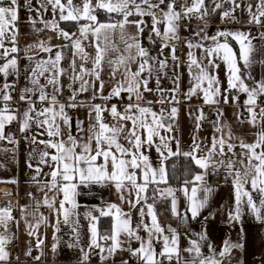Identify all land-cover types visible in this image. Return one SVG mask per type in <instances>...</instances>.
Returning <instances> with one entry per match:
<instances>
[{
  "label": "snow or ice",
  "instance_id": "snow-or-ice-1",
  "mask_svg": "<svg viewBox=\"0 0 264 264\" xmlns=\"http://www.w3.org/2000/svg\"><path fill=\"white\" fill-rule=\"evenodd\" d=\"M29 10L31 11V0H27ZM176 0H159L155 3L154 0H81L80 4H74L73 0H43L42 7L47 9L50 5L52 13L55 16L59 13V21H73L79 24L81 20L86 23L80 24V36L73 39L75 33H69L59 27V22L55 19L40 20L44 25V29L56 31L64 39L71 41V47L75 49L73 53V60L71 67V80L73 83L79 84L78 88L72 89V94L69 96L67 104L61 103L58 95L62 91L59 78L65 74V70L60 66L63 59L62 51H56L54 58L49 57L47 60L41 59L36 61L35 67L31 70L29 81L31 87H25L20 95V100L26 102L27 107L18 112L10 106V101L13 99L9 89L14 88V84H9L7 78L10 75L17 73L18 60L15 55L19 52L17 43L18 29L16 22L19 19V4L18 0H0V59L5 62L0 64V75L5 78L3 88L0 89V140H8L10 143H17L10 135L5 134V128L8 124L16 121L19 117V131L26 133L33 126L39 129V135H46L47 139H37V135H32L30 141L34 145H42L41 149L33 148V156L38 158V166L35 171L37 176L42 171L39 165L47 166L51 169L46 175L50 176V181L45 182L41 186V190L53 192V196L49 197L45 192L42 201L43 206L48 207L56 213L57 219L54 225L55 230H60L59 226L62 222L72 228L75 233V239L79 240V222L75 217L79 215L77 209L79 204L77 196L80 195L78 189L80 187L88 188L92 185H113L120 194V200L123 202L125 197L123 193L128 191L131 195L135 193V199H129L127 203L130 208H136L137 205L146 204L145 207L138 209L140 213V223L133 227L131 220V213H125L123 209L115 204H107L104 207H97L89 209L84 213L85 219L88 220V232L90 241L89 249H99L103 254L107 252L109 256L113 255L117 250H123L122 235L127 237L129 247L126 249L132 256H136L142 264H163L164 260L171 262L173 258L180 262V248L179 237L175 229L168 226L165 234V228L162 227L158 221L157 214L154 211L152 204H147V190L151 184L167 183L166 169L164 161L174 155H183L190 158L195 165L202 171L197 173L191 183V196L189 199L188 211L191 212L192 218H196L200 211L207 204V196L203 199L197 198L198 187L203 185L205 192H211V187L204 185L205 177L208 175L209 169H215L218 165H223L231 170L234 178L235 190V208L229 212V221L239 222L243 214V205H246L251 214L255 216L258 221L264 222V108H260L259 113L256 111L257 97L264 96V81L260 82L253 88H249L245 84L242 74V66L248 67L252 63L251 53L254 51L248 34L240 31H218L216 35L208 37L204 35L202 39H211L213 45L204 47L202 44H193L187 41V47L202 48L207 59V63L196 58L192 51L188 52V72L190 76V84L188 92L185 94L188 99L192 96L202 93L205 104L218 103L216 97L220 95V81L212 70L220 67L217 61L222 62L227 69V90H237L247 94V112L249 114V123L253 127H258L256 138L254 142L247 143L243 139L239 142L241 149L240 156L242 159L233 160L231 158L225 160V149L228 153L237 155L234 149L237 145L231 142L232 133L229 130L227 135L224 134L223 127L218 123H214V128L219 136L214 135L211 140L210 147L206 149L201 147L197 137H193V144L190 151L181 152L179 142L176 143V151L171 147L173 137L164 135L162 133H170L173 129L172 120L176 117L178 109L172 107L170 113L166 116L164 110L158 113L150 107L151 101H146L141 104L138 101H144V92H150L152 89L148 87V78L144 76L147 72L148 76L152 74L151 61L154 57L149 55V52L141 46L138 35H130L124 39V30L126 25L133 23L136 26L137 33L143 32L141 25L144 23L142 19L130 21L129 17L136 15L139 17H152V31L158 37L165 40L178 39V21L181 17H190L197 14L199 18L209 14V9L205 5V0H188L181 5V11H176ZM233 9L231 11H224L223 17H229L235 8L240 7L236 0H231ZM161 9L162 19L157 18L154 9ZM220 3H215V8H220ZM166 9V10H165ZM104 10L109 14H118L122 19L115 23H100L97 19L96 12ZM250 23L261 24L264 18V0H259L256 12L251 11ZM30 22L36 32L44 29L35 28L36 19L30 17ZM165 24L163 33L157 27L159 24ZM119 29L121 31V38L124 39L125 47L123 53L113 59L110 52H120L114 45L111 47L107 41L109 39V32ZM203 29H201V32ZM92 35L96 39L95 55L91 56L85 51L83 40L88 39ZM200 35V33H197ZM264 36V34H262ZM223 37V42L220 38ZM231 37L239 44V55L228 43V38ZM5 41L12 44L11 48L5 47ZM103 41V43H102ZM247 41V43H246ZM167 43L164 47H168ZM31 47V46H30ZM36 47L43 52H52L51 46H46L44 41H40ZM172 59L176 60L175 46H172ZM79 56L82 61L77 65L75 57ZM10 57V58H9ZM32 60L33 57H28ZM91 62V67L86 64ZM138 62L135 71L130 68L133 62ZM166 61H158L159 68L166 67ZM107 64L111 68V76L115 78L119 73L121 79L116 82L111 92L107 97L108 100L113 97H121L122 93H127L129 103L121 112L116 105L111 108L94 104L91 105V113H95L94 122L89 126V134L82 142L71 131H69L67 139H63L61 125L71 128V118L66 112V108H76L83 106L82 102L78 103L76 97L79 93H84L93 89V98L96 96V82L99 81V90L104 88V82L101 80V71L104 65ZM195 68V71H193ZM44 77L46 83L41 84L40 78ZM179 77H176L174 83L176 87L172 90L173 93L179 90ZM51 86L52 91L48 92L47 88ZM71 87V85H70ZM143 90V91H142ZM157 90H159V79H157ZM37 96L41 107L37 109L36 100L32 97ZM233 99H236L235 97ZM171 103H178L175 95L169 101ZM224 102H228L227 96L224 97ZM158 103H165L161 98ZM149 105V106H146ZM110 112L113 118V123L105 121L103 113ZM223 115L222 112L217 113V117ZM203 109L199 110V115L196 117L197 130L200 127V122L203 120ZM82 122L77 121V128L83 131L81 127ZM155 147L156 152L160 156V166L153 167L150 158L146 155V151ZM204 152L203 155H200ZM221 159H216V157ZM241 165L242 167H237ZM29 167H32L29 164ZM33 180L39 183L37 177ZM15 183V180L10 181ZM188 183L187 181L185 182ZM251 186L252 191L259 192L261 199L259 204L254 201L251 192H249L245 185ZM187 196L188 189H183ZM172 197L171 211L173 215H178L176 207V198L173 189L167 188L161 192ZM5 195H10L6 193ZM31 195V193L29 194ZM60 197L57 205V197ZM41 201H35V210L39 211ZM26 211V209H22ZM98 213V215L94 214ZM35 215V213H34ZM148 216L151 219L150 224L144 221V217ZM101 217L111 218V227L108 232L101 234L98 224ZM14 218L12 216L11 206L0 207V228L5 231L0 232V264H6L9 259V253L6 251V245L9 243V237L5 234L8 230L9 222ZM187 219L186 215L184 217ZM207 219V218H205ZM47 223V217L42 214L36 218L35 225L28 224L30 229L29 235H34L35 230L39 229L41 224ZM147 233V239L139 235V230ZM54 239L56 237L54 236ZM139 242L138 248L131 247V241ZM206 240V235L201 233L199 240H190V246L184 249L185 252L191 255L190 260H185V264H223L225 257H230L233 249H242L243 244L225 241L222 250L217 253L213 245L209 244L210 255H204L202 252L201 241ZM104 241L105 244H101ZM111 242L108 244V242ZM154 241L162 243V249L159 253L156 252ZM43 243L37 237V247ZM107 245V246H105ZM56 244H53V251L56 250ZM78 246L69 244V247ZM83 253L82 264H86L89 259L88 254L81 249ZM26 255H31V249ZM159 256V259L157 258ZM101 255V260L106 259ZM40 259V257H36ZM127 264V262H125Z\"/></svg>",
  "mask_w": 264,
  "mask_h": 264
},
{
  "label": "crops",
  "instance_id": "crops-1",
  "mask_svg": "<svg viewBox=\"0 0 264 264\" xmlns=\"http://www.w3.org/2000/svg\"><path fill=\"white\" fill-rule=\"evenodd\" d=\"M66 2V0H65ZM158 3L159 0H154ZM171 2V0H167ZM179 3V8L176 11H181V5L185 0H176ZM175 2V3H176ZM43 0H31V8L29 10V5L27 0H18L20 6H26L27 10L23 12H18L19 19L16 22V28L18 29L17 43L19 52L15 55L18 60L17 73L10 75L7 78L9 84L17 85L19 88V98L22 90L25 87H31L29 77L31 76V70L35 67V63L38 60H47L49 57L54 58L56 51H62L63 59L61 61V67L65 70V74L60 76L59 82L62 86V91L58 95V99L61 103L67 104L69 102L68 98L72 94L73 88H78L79 84L73 83L71 80V63L73 60V53L75 49L71 47V41L64 39L56 31H51L49 29H44V25L40 23V20L51 21L53 19L59 22V27L62 28V24H74L75 27L71 30H65L69 33H75L73 39L80 36L79 26L80 24L86 23V21L81 20L79 24L73 21H59V13L57 12L54 16L52 13L51 6L48 5L47 9L42 7ZM74 4H80L81 0H73ZM191 3V0H188ZM215 3H220V8H215ZM240 7L235 8L229 17H223L224 11H231L233 9V4L231 0H205V5L209 9V14L204 16L203 19L199 18L197 14H193L190 17H181L178 21L179 27L177 31L178 39L165 40L158 37L152 31V17L143 16L139 17L133 15L129 17L130 21H136L142 19L144 23L141 27L144 29L143 32L137 33L135 24L129 23L126 25L124 30V39H127L130 35H138L139 42L142 47H144L151 57L155 59L151 61L152 64V74L148 76L146 72L144 76L148 78V87L152 89L150 92H144V101H138L141 104H145L146 101H151L150 107L156 112H160L161 109L164 110L167 116L170 113L172 107L178 109L176 117L172 120L173 129L170 133H162L164 135L173 137L171 141V147L173 151H176V143L179 142V148L181 152L190 151L193 144V137L198 138V142L201 147L206 149L210 147L211 140L214 135L219 136L216 133L215 128L205 129L200 122V127L197 130V120L196 117L199 115V110L204 106H213V115L215 123L218 122L224 130V134L227 135L229 130L232 133L231 142L237 147L234 152L237 155L228 153L225 149V156L223 159L227 160L229 158L233 160L242 159L240 156L241 149L239 148V142L243 139L247 143L254 142L256 138V133L258 127H253L249 121V114L247 112V105L245 101L247 100V94L239 92V95L235 97L236 99H228V102H224V97L227 96L228 84H227V69L226 66L217 61L220 67L213 69L212 72L216 75L220 81V95L216 97L218 103L205 104L203 101L202 93H198L192 96L191 99L186 97V93L191 87L190 76L188 68L184 69L181 67L182 62L188 63V52L192 51L196 58L203 60L207 63V59L202 48H192L187 47V41H191L193 44H202L205 48L213 45L211 39H202L204 35L211 37L216 35L218 31H240L248 34L254 51L251 53L252 63L248 67H243L242 62V74L246 85L249 88H253L260 82L264 81V18H262V23L257 25L250 23L251 15L249 12V6H251V11L256 12L259 0H236ZM164 5H160V8L154 9L157 18L162 19L161 9ZM166 10V9H165ZM104 11V10H98ZM97 11V12H98ZM96 12V14H97ZM105 12V11H104ZM107 13V12H106ZM115 14V13H113ZM118 15V14H116ZM30 17L37 20L35 28L44 29L43 31L36 32L33 25L30 22ZM196 17V21L193 20ZM122 19L113 21H102L100 23H115ZM161 33H163L165 24L161 23L157 25ZM201 29L203 31L201 32ZM200 33V35H197ZM109 39L107 41L108 45L111 47L114 45L120 52H110L111 58L115 59L118 55L123 53L125 47L124 39L121 38V31L116 29L115 31L109 32ZM223 37L220 38L223 42ZM40 41H44L46 46L52 47V52H43L36 47ZM6 48H11L12 44L9 41ZM103 43V41H102ZM167 43L169 46L164 47ZM228 43L239 55V44L237 41L233 40L231 37L228 38ZM247 43V41H246ZM19 44V46H17ZM95 44L96 39L94 36L89 35L88 39L83 40V46L85 51L91 56L95 55ZM179 46V54L175 53L177 57L176 60L172 59V46ZM31 46V47H30ZM3 51V49H0ZM127 55V53H123ZM28 57H33L29 60ZM10 58V57H9ZM77 65L81 64L79 56L75 57ZM158 61H166V67L164 69L159 68ZM3 59H0V64L4 63ZM138 62H133L130 68L135 71ZM87 67H91V62L86 64ZM195 71V68H193ZM179 77V90L173 93V89L176 87V77ZM121 79L118 73L115 78L111 76V68L105 64L103 70L101 71V80L104 82V88L102 91L99 90V81L96 82V96L93 98V89L84 93H79L76 97L78 103L82 102L83 106H78L74 109L77 110V115L71 118V128L65 125H61L63 139H67L69 131L76 136L81 142L86 139L89 134V126L94 122L95 113H91V105L98 104L97 100L103 97H107L111 92L112 88L115 86L116 82ZM157 79H159V90H157ZM5 83V78L0 75V89L3 88ZM40 83H46L44 77L40 78ZM71 85V87H70ZM48 92L52 91L51 86L47 88ZM143 91V90H142ZM175 97L180 94L183 104L171 103V97ZM124 99L122 104V111L125 106L129 103L127 98V93H122L121 95ZM36 100V107L39 109L42 105L38 101L37 96L32 97ZM163 98L165 103L161 104L158 101ZM110 100V99H108ZM177 100V98H176ZM178 101V100H177ZM21 106L18 112H22L27 104L21 101ZM259 102L264 103V96L257 97V105ZM10 103V102H9ZM2 104V102H0ZM105 106L106 108H111L112 104H99ZM256 111L259 113L260 106ZM10 106L16 110L10 103ZM149 106V105H146ZM69 109V108H66ZM222 112L221 117H217V113ZM104 119L108 123H113V118L110 112L103 113ZM19 122V117L16 120ZM77 121H81L83 131H79L77 128ZM15 122V121H13ZM5 128V134L7 133V127ZM40 130L32 127L28 132H19L18 136L10 135L17 142L15 144L10 143L8 140H0V190L14 191L20 196V217L18 220H12L9 222L8 230L5 233L10 239L9 243L6 245V251L9 253V259L6 262L12 263L17 260L22 262V264H82V257L84 252H88L90 236L88 232V220L85 219L84 213L89 209H95L97 207H104L107 204L115 203L119 205L125 213H131L132 225L135 227L140 223L141 217L138 209L140 207H145L146 204L137 205L136 208H130L127 201L129 199H135V193L132 192L131 195L128 191L123 193L125 200L122 202L120 200V194L117 193L113 185H92L88 188L80 187L78 191L80 195L77 196V202L79 208L77 212L79 215L75 219L79 222V240L75 239V233L72 232V228L69 225L60 223V230L57 232L54 228L56 224V213L46 206H43L42 201L45 196V192L49 197L53 196V192L41 190V186L50 181V176L46 175L51 171V169L44 165H39L42 171L37 176L35 171L38 166V158L33 156V148L41 149L42 145H34L31 143L30 138L32 135H37V139H47L46 135H39ZM149 156L153 167L160 166V156L156 152L155 147L148 149L145 153ZM201 152L200 155H203ZM216 159H221V157H216ZM29 164L32 167H29ZM164 167L166 169V179L167 183L151 184L147 190V204H152L154 206V211L157 214L158 221L162 227L165 228V234L170 233L167 231L168 226L176 230L179 237V248H180V262L179 264H185V260H190L191 255L184 251V249L190 246V240H199L201 233L206 235V240L201 241L202 252L204 255H210L208 245L214 246L215 251L219 253L224 245V242L230 241L233 243L243 244L242 249H233L230 257H225L223 264H264V222L258 221L253 214L249 211L246 205H243V214L239 222L229 221L228 215L230 211L235 208V190H234V178L231 174V170L223 165H218L215 169H209L208 175L205 177L204 185L211 187V192H205L203 190V185L198 187L197 198L203 199L207 196V204L200 211L196 218H192L191 212L188 211L189 199L191 196V189L194 186L191 181L193 177L201 172L202 170L195 165V163L183 155H174L169 157L164 161ZM237 167H242L237 165ZM33 177H37L39 183L33 180ZM15 180V183L10 181ZM188 182L187 184L185 182ZM187 187L188 193L185 195L183 189ZM171 188L173 189L176 198V207L178 215H173L171 211V201L172 197L168 196L166 192L161 195L163 190ZM245 188L251 192L253 199L257 204L261 199V194L259 192L252 191L250 184L245 185ZM31 193V195H29ZM60 197H57V207ZM35 201H41V207L39 211L35 210ZM0 207L1 204H0ZM26 209V211H22ZM35 213V215H34ZM47 217V223L41 224L39 229L35 230L34 235H29L28 224L31 223L35 225L36 218L39 215ZM98 215V213H94ZM187 217L186 221L184 217ZM110 217H101L102 219ZM207 218V219H205ZM198 220H205L206 223L203 225H197ZM100 221L98 228L100 231ZM144 221L146 223L151 222L150 217L145 216ZM3 228H0V232H4ZM101 233V232H100ZM139 235L147 239V233L141 228L139 230ZM54 236L56 239H54ZM37 237L43 241L40 247H37ZM125 243L122 245L123 250H117L113 255L109 256L107 252L101 254L99 249H95L97 257L89 258L86 264H129L134 256L131 255L126 249L129 247L127 242V237L122 235L120 237ZM78 246L69 247V244ZM101 244H105L104 241H100ZM111 242L109 241L108 244ZM53 244H56L55 252L53 249ZM161 244L159 241H154V247L157 251V245ZM107 246V245H105ZM132 248H138L139 242L133 240L131 241ZM31 249V255H26ZM101 255L107 257L101 260ZM40 257V259H36ZM159 259V256L157 257ZM167 261V260H164ZM173 262L177 263V260L173 258ZM142 263V262H141Z\"/></svg>",
  "mask_w": 264,
  "mask_h": 264
},
{
  "label": "built area",
  "instance_id": "built-area-1",
  "mask_svg": "<svg viewBox=\"0 0 264 264\" xmlns=\"http://www.w3.org/2000/svg\"><path fill=\"white\" fill-rule=\"evenodd\" d=\"M5 3H7V0H5ZM175 8L178 9L179 8V3L176 2L175 3ZM27 7L23 6L20 4L19 6V11L23 12L26 11ZM196 17H193V20L196 21ZM8 46V43L5 42V47ZM17 46H19V44H17ZM180 48L179 46H175V53L179 54ZM181 67L184 69L188 68V63L187 62H182L181 63ZM9 91L11 92V95L13 97V99L10 101L11 105L17 110L19 111L20 106H21V100L19 98V88L17 85H15L14 88L9 89ZM239 95V92L235 89L233 90H228L227 92V98L228 99H232L234 97H237ZM178 103L179 104H183V100H181L180 98V94H178L176 96ZM123 97H113L110 100H106L104 98H100L97 100L98 104H112V105H116L118 110L122 112V104H123ZM264 103L263 102H259L257 105V108H259L260 106H263ZM203 120H202V125L205 129H211L214 126L215 123V119H214V115H213V106L207 105L204 106L203 108ZM66 112L68 114V116L70 118H74L77 115V110L74 108H69L66 109ZM19 127L20 124L18 121L12 122L8 127H7V133L9 135H14V136H18L19 135ZM6 193L10 194V195H5ZM0 204L2 207H6V206H11L12 208V216L14 218V220H18L20 217V196L19 194L15 193L14 191H7V190H0ZM206 221L205 220H198L196 222L197 225H203L205 224ZM162 249V245L158 244L157 245V251L160 252V250ZM88 257L89 258H95L97 257V253L95 249H90L87 252ZM8 264H22V262H20L19 260L12 262V263H8ZM35 264H40V263H35ZM129 264H142L141 261L139 260L138 257L134 256L132 258V260L129 262ZM163 264H177L173 261L169 262V261H163Z\"/></svg>",
  "mask_w": 264,
  "mask_h": 264
},
{
  "label": "trees",
  "instance_id": "trees-1",
  "mask_svg": "<svg viewBox=\"0 0 264 264\" xmlns=\"http://www.w3.org/2000/svg\"><path fill=\"white\" fill-rule=\"evenodd\" d=\"M97 19L99 22H102V21H113V20H118L120 18V15H116V14H109V13H106L104 11H98L97 12ZM75 25L74 24H62V28L65 29V30H71L72 28H74ZM111 219L109 218H105V219H102L100 221V232L101 234H104L106 232L109 231L110 227H111Z\"/></svg>",
  "mask_w": 264,
  "mask_h": 264
}]
</instances>
